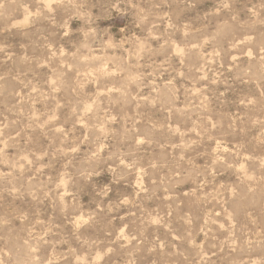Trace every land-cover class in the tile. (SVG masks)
Listing matches in <instances>:
<instances>
[{
  "label": "rangeland",
  "instance_id": "rangeland-1",
  "mask_svg": "<svg viewBox=\"0 0 264 264\" xmlns=\"http://www.w3.org/2000/svg\"><path fill=\"white\" fill-rule=\"evenodd\" d=\"M0 264H264V0H0Z\"/></svg>",
  "mask_w": 264,
  "mask_h": 264
}]
</instances>
